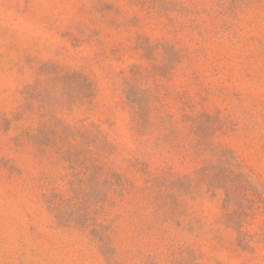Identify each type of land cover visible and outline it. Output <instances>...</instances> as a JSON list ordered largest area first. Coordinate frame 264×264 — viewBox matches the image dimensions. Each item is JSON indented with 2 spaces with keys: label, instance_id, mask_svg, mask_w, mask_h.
Returning <instances> with one entry per match:
<instances>
[{
  "label": "rangeland",
  "instance_id": "1",
  "mask_svg": "<svg viewBox=\"0 0 264 264\" xmlns=\"http://www.w3.org/2000/svg\"><path fill=\"white\" fill-rule=\"evenodd\" d=\"M0 264H264V0H0Z\"/></svg>",
  "mask_w": 264,
  "mask_h": 264
}]
</instances>
